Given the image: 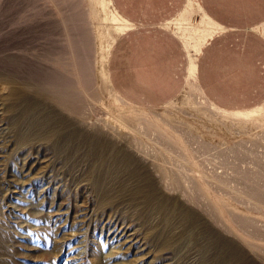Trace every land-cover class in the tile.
<instances>
[{
  "label": "rangeland",
  "instance_id": "374dc122",
  "mask_svg": "<svg viewBox=\"0 0 264 264\" xmlns=\"http://www.w3.org/2000/svg\"><path fill=\"white\" fill-rule=\"evenodd\" d=\"M105 22L95 0H0V264H264V126L251 109L226 111L207 100L190 71L203 45L184 46L173 101L125 103L97 75L102 41L121 35ZM163 26L182 40L178 25ZM17 84L29 93L19 109L32 103L31 89L65 101L79 138L58 125L53 145L54 132L30 140V125L17 124L19 109L5 107ZM36 103L41 117L58 110L51 99ZM86 135L126 145L148 165L172 211L161 223L175 230L168 246L150 236L158 221L124 216L123 204L98 205L95 163L83 160L84 146L65 143ZM184 208L198 216L194 225L182 221ZM211 232L232 242L240 259L223 263Z\"/></svg>",
  "mask_w": 264,
  "mask_h": 264
},
{
  "label": "crops",
  "instance_id": "0c3cea01",
  "mask_svg": "<svg viewBox=\"0 0 264 264\" xmlns=\"http://www.w3.org/2000/svg\"><path fill=\"white\" fill-rule=\"evenodd\" d=\"M186 1L112 0L132 25L114 42L107 62L108 82L125 103L161 106L181 91L183 79L178 66L187 51L163 25L178 16ZM199 3L206 15L222 27L197 56L196 80L202 93L226 111H244L262 104L264 0Z\"/></svg>",
  "mask_w": 264,
  "mask_h": 264
},
{
  "label": "bare ground",
  "instance_id": "6f19581e",
  "mask_svg": "<svg viewBox=\"0 0 264 264\" xmlns=\"http://www.w3.org/2000/svg\"><path fill=\"white\" fill-rule=\"evenodd\" d=\"M111 2V0H95L96 10L101 18L106 21L105 23L109 22L116 32L119 34L125 33L132 27V25L121 16L116 9H111ZM195 9L201 10L202 15L197 16L194 11ZM174 24L179 26V35L182 39L181 42L183 46H185V48H192L198 52L200 51V47L204 45L209 38L222 30V27L206 15L199 0H190L187 3L186 8L179 13L174 20L166 23V26H170L171 28ZM261 30L264 31V28H261ZM113 42L114 41L109 38H105L102 41L103 63L97 69L98 78L107 82V62L110 51L113 48ZM196 68V66L190 65L191 73L195 74ZM190 87L197 90L195 84H191ZM28 95V89L25 86L17 84L10 87L8 95L4 98L7 111L13 113L19 109V105L27 99ZM31 96L33 98L32 103L28 102L25 104V107L19 109L20 116L17 123L22 124L23 122H27V124L30 125V140L33 141L38 138L45 139V137H48L51 132H54V139L51 138L48 141L49 144L53 145V142L57 141L56 137L60 136L59 134L61 133L59 130L55 129L58 125H66L65 127H68L71 134L77 135V137L80 136L78 135L80 134V131L77 129H70V127L77 128V126L73 118V111L65 101H62L60 98L48 96L40 90L33 91L31 89ZM40 99H51V101L56 104L58 110L45 111L43 117H41L40 110L37 109L39 108V105L36 103V101ZM64 111L67 112L68 115H64L62 113ZM248 116L255 119L259 125L264 126V102L260 106L252 108L248 112ZM95 135L90 137L86 135V138L81 144H78L77 137L76 139L68 137L70 139H66L65 143L72 146L73 150H75L76 146L82 145V148L84 146V150L80 152L83 160L85 159L86 161H92L95 163L93 166V174L91 173L93 175L91 185L97 194L98 205L113 206L116 204H123L126 205V207H124L125 211H123L124 216L146 218L148 221H158L161 227L153 230L150 236L153 235V239L157 241V247L164 248L168 246L170 240H172L175 235V230L172 229V225L165 227L161 223L166 217H170L172 211L165 195L156 188L153 180L154 176L152 177L151 174H149L151 171L148 169V165L146 167L144 161L138 159L134 153L126 150V145L103 140L94 137ZM175 141L176 144H184L181 139H175ZM69 146H67L65 150L68 149ZM76 152L78 153V151ZM129 207L132 208L130 209L131 211L126 210ZM191 210L192 209L184 208V211L181 212V219L182 221H186L187 224L194 225L199 218ZM214 224L216 225V223ZM122 230L124 233L125 230L122 227L116 228L114 226L112 228V231H116V233L119 231L121 232ZM167 231L168 234L166 233ZM217 236L218 234L216 232H211L209 237L211 238V245L216 248L215 252H217L218 258L222 257L223 263L226 259H240V250H238L232 242L223 238L221 239Z\"/></svg>",
  "mask_w": 264,
  "mask_h": 264
}]
</instances>
